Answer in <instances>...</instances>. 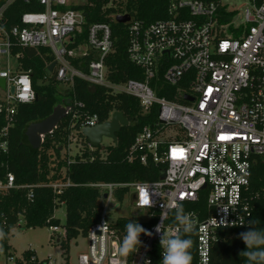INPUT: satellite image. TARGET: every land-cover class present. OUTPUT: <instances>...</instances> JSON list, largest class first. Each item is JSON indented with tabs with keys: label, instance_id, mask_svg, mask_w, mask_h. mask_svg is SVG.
<instances>
[{
	"label": "built area",
	"instance_id": "2783aa9c",
	"mask_svg": "<svg viewBox=\"0 0 264 264\" xmlns=\"http://www.w3.org/2000/svg\"><path fill=\"white\" fill-rule=\"evenodd\" d=\"M13 1L0 9V21ZM38 1L44 11L23 14L20 25L10 31L0 24V78L7 83L0 112L8 123L18 104L36 100L30 72H18L11 64L15 44L51 50L60 83L71 87L76 78L82 79L138 99L145 114L155 107L158 110L156 122L136 135L128 162L159 166L164 178L89 185L103 195L101 218L88 231V251L79 255V264H160L162 233L154 229L161 215H166L164 230H170L172 213L162 205L198 204L201 200L204 207L188 213L197 221L196 263L210 264L212 247L224 230L249 227V188L255 169L264 163V0H248L242 25L234 27L236 11L229 10L223 0H168V17L152 23L131 16L126 23L128 56L143 71L144 80L124 83L109 79L106 61L114 51L110 24L90 25L86 44L73 47L86 21L78 7L91 6L88 0ZM110 1L109 8L116 0ZM116 17L112 16L114 21ZM90 52L94 58L86 72L74 67L72 59ZM11 86H15L14 94ZM84 109L83 103L75 101L69 114L74 119L86 116L83 128L98 125V116L81 113ZM1 147L6 150L5 144ZM14 182L8 174L0 189L13 188ZM69 185L51 187L60 190ZM125 189L124 202L130 201L146 214L140 220L150 221L158 215L156 223L145 228L152 235H142V245L132 258L119 254L125 234L114 227L117 220L111 219V213L121 207L115 194ZM144 196L148 204L143 202ZM59 228H51L53 235ZM61 236L65 238L66 232Z\"/></svg>",
	"mask_w": 264,
	"mask_h": 264
},
{
	"label": "trees",
	"instance_id": "16d2710c",
	"mask_svg": "<svg viewBox=\"0 0 264 264\" xmlns=\"http://www.w3.org/2000/svg\"><path fill=\"white\" fill-rule=\"evenodd\" d=\"M92 5L80 6L86 21L81 34H78L73 47L86 44L87 32L94 23L111 25L114 40V51L106 64L109 79L113 83H124L128 80H144L143 71L131 63L128 56L129 37L127 24L113 20L114 15H130L133 18L152 23L168 17V0H128L125 5L107 7L110 0H88ZM8 0H0V9ZM116 4V2H115ZM38 0H14L3 13L1 26L10 31L19 26L21 17L28 12L44 11ZM12 56L20 72H30L36 100L31 104H18L11 123L5 114L0 112V183L7 182L8 174L14 177V187L0 189V229L6 233L3 241L7 261L14 264H50L48 260L39 261L35 251H25L20 259L15 258L9 245L11 232L24 221L25 228L60 227L61 222L55 217L59 206L66 207L64 229L66 237L52 235V239L61 246L64 256L69 259L71 242L80 236L87 237L89 229L99 222L103 195L100 190L89 187L96 183H131L135 181H158L162 168L152 163L144 166L139 162H128V153L136 135L145 125L156 122V107L150 114H145L138 99L125 94L94 86L76 78L69 89H63L56 80L55 71L49 73V66L55 62L53 53L48 48H26L15 44ZM94 54L72 59L74 67L88 70V64ZM175 90V89H172ZM168 99L170 94L160 93ZM78 101L85 105L83 111L88 115H97L99 124L107 122L114 112H121L129 121L117 133L113 145L93 148L82 135L84 117L73 118L69 114L54 130L45 137L43 145L35 149L26 138L30 124L49 117L59 104L74 105ZM183 102V101H181ZM88 117V116H87ZM73 133L80 141V149L73 156L63 152L69 148ZM6 145V150L2 145ZM70 184L60 190L51 187L53 184ZM128 190L117 191V202L122 206ZM252 204V220H258L257 227L264 228V163L255 169L253 181L249 188ZM204 200L198 204H184L186 212L204 207ZM158 215L152 220L142 221L129 217L117 219L114 227L125 234V225L129 220L148 228L156 223ZM251 220V221H252ZM169 224L174 223V213L170 214ZM244 229H226L221 240L211 250L210 264H246L239 253L246 250V245L239 238ZM143 234H141L140 238ZM192 264L196 263V232L192 235ZM134 253L131 254V258ZM8 264V263H5ZM69 264V263H67Z\"/></svg>",
	"mask_w": 264,
	"mask_h": 264
},
{
	"label": "clouds",
	"instance_id": "9594fccd",
	"mask_svg": "<svg viewBox=\"0 0 264 264\" xmlns=\"http://www.w3.org/2000/svg\"><path fill=\"white\" fill-rule=\"evenodd\" d=\"M162 208L174 213V223L170 226V230H164L166 215H161V222L155 226L154 231L162 233L159 239L162 250L160 264H192L193 257L190 250L194 242L191 237L197 228L194 214L186 212L182 203L162 205ZM258 223V220L249 221L248 230L239 234V238L246 245V250L241 251L239 255L245 258L246 264H264V228L257 227ZM221 224L228 226L224 221H221ZM124 227L125 235L118 251L122 257H128L138 252L141 247V234L151 236L152 232L146 230L140 223L131 220ZM5 237L6 233L0 229V241H3ZM3 251V245L0 243V254Z\"/></svg>",
	"mask_w": 264,
	"mask_h": 264
},
{
	"label": "rangeland",
	"instance_id": "374dc122",
	"mask_svg": "<svg viewBox=\"0 0 264 264\" xmlns=\"http://www.w3.org/2000/svg\"><path fill=\"white\" fill-rule=\"evenodd\" d=\"M128 0H116L115 5H125ZM223 4L229 10H235L236 16L234 19V26H241L244 21V12L249 8L248 0H223ZM230 27L226 28L228 33ZM15 66V60L12 61ZM63 89H69V85L64 83L61 84ZM4 97L3 93L0 91V100ZM76 134L73 133L70 139V145L67 150L63 152L75 155L80 149V141ZM79 144V145H78ZM114 142L109 139H104L102 146L113 145ZM144 212L138 211L130 203V201H125L123 206L111 213V219L117 220L120 217H129L131 219H144L146 218ZM55 217L60 220L61 226L59 228V233L57 235H63L65 233L64 225L66 222V207L64 205L59 206L55 212ZM52 229L37 228V229H27L25 228L24 221H21L20 225L16 227L10 235L9 245L11 247V252L14 254L15 258L20 259L25 251L32 250L36 252L39 261L48 260L50 264H79L78 257L80 254L86 253L88 251V241L85 237L80 236L71 242L69 259L64 256V252L57 243L56 239H52ZM14 264L13 261H7L4 252L0 254V264Z\"/></svg>",
	"mask_w": 264,
	"mask_h": 264
},
{
	"label": "water",
	"instance_id": "95a60500",
	"mask_svg": "<svg viewBox=\"0 0 264 264\" xmlns=\"http://www.w3.org/2000/svg\"><path fill=\"white\" fill-rule=\"evenodd\" d=\"M130 19V15H118L116 17V22L119 24H126ZM55 66L56 62L49 66L50 73L53 72ZM6 84V79L0 78V88L5 90ZM10 92L11 94L15 93V86H11ZM185 99L192 100L189 97H186ZM71 110V106L59 104L54 108L52 114L45 120L30 124L26 131V138L30 145L35 149L40 148L44 143L45 137L54 132L59 124L68 116ZM129 124V121L125 118L123 113L114 112L107 122L98 124L94 127L83 128L82 135L88 140L91 147L96 148L102 145L104 139H109L116 143L117 133L123 127L129 126ZM160 177L164 178V174ZM104 198H107V196L105 195ZM117 207L118 205L113 209L115 210Z\"/></svg>",
	"mask_w": 264,
	"mask_h": 264
},
{
	"label": "crops",
	"instance_id": "0c3cea01",
	"mask_svg": "<svg viewBox=\"0 0 264 264\" xmlns=\"http://www.w3.org/2000/svg\"><path fill=\"white\" fill-rule=\"evenodd\" d=\"M50 51H51V50H50ZM13 60H15V62H16V59H14L13 56H12L11 64H12L13 68L16 69V70L18 71V68H17L16 63H15V66L13 65V62H12ZM55 62H56V60H55ZM56 66H57V64H56ZM56 66H55V68H54V70H53V72L55 71V74H56ZM18 72H20V71H18ZM49 73H50V72H49ZM51 73H52V72H51ZM69 87H70V86H69ZM0 89H1V90H0L1 92L4 91V89H2V88H0ZM2 93H3V92H2ZM0 101H1V100H0ZM62 105H64V106H71V105H65V104H62ZM71 107H72V106H71ZM68 115H69V114H68Z\"/></svg>",
	"mask_w": 264,
	"mask_h": 264
},
{
	"label": "snow or ice",
	"instance_id": "6c2138e0",
	"mask_svg": "<svg viewBox=\"0 0 264 264\" xmlns=\"http://www.w3.org/2000/svg\"><path fill=\"white\" fill-rule=\"evenodd\" d=\"M221 138H223V137H221ZM181 151H182V150H181ZM143 202H144V203H148L147 196H144V197H143Z\"/></svg>",
	"mask_w": 264,
	"mask_h": 264
}]
</instances>
